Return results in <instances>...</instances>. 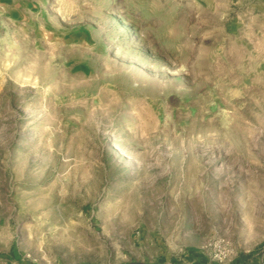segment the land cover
I'll return each mask as SVG.
<instances>
[{"label": "rangeland", "instance_id": "1", "mask_svg": "<svg viewBox=\"0 0 264 264\" xmlns=\"http://www.w3.org/2000/svg\"><path fill=\"white\" fill-rule=\"evenodd\" d=\"M224 249H264V0H0V264Z\"/></svg>", "mask_w": 264, "mask_h": 264}, {"label": "crops", "instance_id": "2", "mask_svg": "<svg viewBox=\"0 0 264 264\" xmlns=\"http://www.w3.org/2000/svg\"><path fill=\"white\" fill-rule=\"evenodd\" d=\"M261 250L252 255L237 254L235 258L227 264H264V257ZM137 264H220L210 260L206 255L199 251H188L180 255L157 256L154 260H143Z\"/></svg>", "mask_w": 264, "mask_h": 264}, {"label": "built area", "instance_id": "3", "mask_svg": "<svg viewBox=\"0 0 264 264\" xmlns=\"http://www.w3.org/2000/svg\"><path fill=\"white\" fill-rule=\"evenodd\" d=\"M200 253L206 255L208 258H210V260L218 262L220 264H227L231 262L237 255V254H231L230 252H227L225 249L220 250L218 251V253L213 254V255L212 254L207 255L205 253V250H202ZM262 255L264 257V251L262 252Z\"/></svg>", "mask_w": 264, "mask_h": 264}]
</instances>
